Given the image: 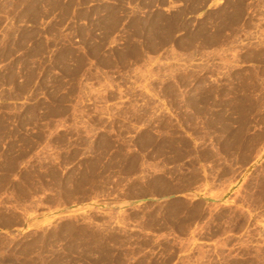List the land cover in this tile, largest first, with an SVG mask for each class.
<instances>
[{
	"label": "rangeland",
	"instance_id": "1",
	"mask_svg": "<svg viewBox=\"0 0 264 264\" xmlns=\"http://www.w3.org/2000/svg\"><path fill=\"white\" fill-rule=\"evenodd\" d=\"M2 22L0 264H264V0Z\"/></svg>",
	"mask_w": 264,
	"mask_h": 264
},
{
	"label": "crops",
	"instance_id": "2",
	"mask_svg": "<svg viewBox=\"0 0 264 264\" xmlns=\"http://www.w3.org/2000/svg\"><path fill=\"white\" fill-rule=\"evenodd\" d=\"M21 24H24V22H21ZM5 25H6V22H2L1 24H0V39L2 38V35H3V32H4V29H5ZM3 60H0V66H2L3 65Z\"/></svg>",
	"mask_w": 264,
	"mask_h": 264
}]
</instances>
